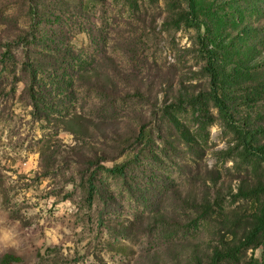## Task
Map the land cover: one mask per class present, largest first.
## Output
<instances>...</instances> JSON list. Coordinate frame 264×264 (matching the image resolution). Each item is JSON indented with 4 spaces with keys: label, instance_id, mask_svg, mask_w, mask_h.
<instances>
[{
    "label": "rangeland",
    "instance_id": "374dc122",
    "mask_svg": "<svg viewBox=\"0 0 264 264\" xmlns=\"http://www.w3.org/2000/svg\"><path fill=\"white\" fill-rule=\"evenodd\" d=\"M0 32L21 37L0 46L10 264H264L242 234L264 156L236 129L264 124V0H0Z\"/></svg>",
    "mask_w": 264,
    "mask_h": 264
},
{
    "label": "trees",
    "instance_id": "16d2710c",
    "mask_svg": "<svg viewBox=\"0 0 264 264\" xmlns=\"http://www.w3.org/2000/svg\"><path fill=\"white\" fill-rule=\"evenodd\" d=\"M33 7H35V4H33ZM36 13H38V10H36ZM185 22L187 25H194L196 27H199L203 23L201 22L200 18L191 16V17H185ZM21 38L19 34H10V32L4 33L0 32V46H7L11 43H15L16 41ZM205 49V52L207 53V60L205 63V70L209 74L210 82L211 84H214V81H216L218 78L216 76V68L214 65L215 58L213 57L212 53L209 49ZM106 59L110 62L112 60L108 58L107 56L104 55ZM110 69L113 72H117V69L114 66H109ZM76 74H78L76 72ZM215 85V84H214ZM34 99H37L36 97L39 96L40 90H32L30 89L29 92ZM210 98L213 100L214 104L218 107V109L221 111L222 115L226 118L229 119L230 113L228 110V106L226 104V101L218 96L216 94V90L212 89L209 93ZM31 97V96H30ZM35 103V102H34ZM237 132L241 135L243 143H244V148L248 150L249 153H255L261 156H264V143H258V144H253L251 142L252 136L256 133H264V124H258L256 126H252L250 128H245L242 126H236ZM74 154H72V157L74 159H78L79 161L82 162H88L89 165L93 164L95 159L91 158L90 156L84 155L83 153L73 151ZM93 155H95V152H93ZM119 167L117 168L116 166L109 168V170H115L117 171ZM91 175L87 178V187L88 191H91L92 189V183H91ZM241 189V188H240ZM242 191L245 192H252V193H258L261 195V199L258 202L257 205V210L254 213V220L249 224L247 227L248 229L243 232L242 234L244 235V238H246L244 241H253L255 244H261L264 242V180H256L254 181L251 185H246L245 187L242 188ZM241 191V190H240ZM19 256H17L14 253H11L10 251H3L0 253V264H10L11 262H17L19 261Z\"/></svg>",
    "mask_w": 264,
    "mask_h": 264
}]
</instances>
